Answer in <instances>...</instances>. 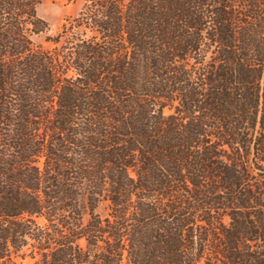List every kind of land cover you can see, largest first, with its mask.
Segmentation results:
<instances>
[{
	"label": "trees",
	"instance_id": "1",
	"mask_svg": "<svg viewBox=\"0 0 264 264\" xmlns=\"http://www.w3.org/2000/svg\"><path fill=\"white\" fill-rule=\"evenodd\" d=\"M40 1L0 0V264H264V0Z\"/></svg>",
	"mask_w": 264,
	"mask_h": 264
},
{
	"label": "rangeland",
	"instance_id": "2",
	"mask_svg": "<svg viewBox=\"0 0 264 264\" xmlns=\"http://www.w3.org/2000/svg\"><path fill=\"white\" fill-rule=\"evenodd\" d=\"M81 1L78 0H41L36 9L37 15L49 25L51 34L55 33L68 19L75 17L81 9ZM104 214V207L97 210ZM23 264H31L29 260Z\"/></svg>",
	"mask_w": 264,
	"mask_h": 264
}]
</instances>
